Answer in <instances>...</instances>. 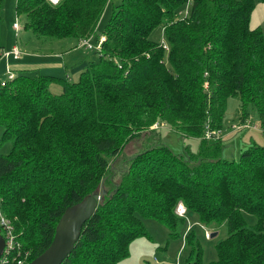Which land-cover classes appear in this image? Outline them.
Here are the masks:
<instances>
[{
	"label": "trees",
	"instance_id": "16d2710c",
	"mask_svg": "<svg viewBox=\"0 0 264 264\" xmlns=\"http://www.w3.org/2000/svg\"><path fill=\"white\" fill-rule=\"evenodd\" d=\"M107 2L15 0L24 30L73 40L97 59L76 81L27 71L0 81V149L11 146L0 151V206L18 243L0 264L42 255L65 211L101 184L106 194L59 264H118L148 236L145 220L173 239L190 215L213 231L225 223L227 236L217 259L204 262L187 228L184 264H264V146L251 140L229 160L219 134L230 97L242 121L252 107L264 130V32L250 26L254 0H119L100 51L79 46L95 35ZM157 27L167 50L149 37ZM167 127L197 138L195 153L163 144ZM207 130L217 133L207 139ZM133 140L139 145L127 154Z\"/></svg>",
	"mask_w": 264,
	"mask_h": 264
},
{
	"label": "rangeland",
	"instance_id": "374dc122",
	"mask_svg": "<svg viewBox=\"0 0 264 264\" xmlns=\"http://www.w3.org/2000/svg\"><path fill=\"white\" fill-rule=\"evenodd\" d=\"M119 0L107 2L104 12L98 22L97 29L90 43L95 46L98 39L103 36V29L111 12L112 4ZM18 19V20H17ZM18 23V32L13 29V24ZM23 19L17 18L15 14V0H4L3 8L0 13V52L10 51L17 45L22 51L23 61L14 59L11 56L5 59L0 56V81L7 78V70L17 73L16 70L27 71L33 74H51L63 78H69L76 81L79 78L83 66L89 61H95L97 54L87 49L77 47L73 40L61 39L49 41L35 36L31 31L22 28ZM250 26L252 28L260 27L264 32V1L254 0V8L251 13ZM150 39L165 45V39L161 27L155 28ZM50 54L42 56L39 54ZM55 53L59 56H55ZM166 62L167 56H166ZM27 64L28 67H21L20 64ZM21 68V69H20ZM19 71V72H20ZM53 92H60L61 86L53 84ZM240 103L238 98L230 97L228 99L227 111L225 113L222 127L219 130L221 140L223 141L222 156L232 160L238 159L242 149L251 144V140L264 146V131L260 128L259 117L254 108H249L246 121H242L239 116ZM237 125L244 130L239 133H231V127ZM244 125H248L244 127ZM3 128L0 126V134ZM161 141L169 146L175 154H183L185 147H190L191 152L197 150L199 140L197 138H185L171 128H162L159 130ZM139 145V141H131L126 152L130 154L134 147ZM10 144L6 143L0 151L7 154L10 151ZM252 218V217H251ZM253 223L251 219L248 220ZM148 236L136 239L131 245L129 255L118 264H184L189 254L188 246L185 247L184 235L189 228L195 235V242L203 249V261L211 262L217 259L216 245L226 238V224H222L217 229L218 234L210 237L212 229L200 224L197 215H190L186 218L184 226L180 229L178 237L171 239L168 229L155 220H145ZM188 233V232H187Z\"/></svg>",
	"mask_w": 264,
	"mask_h": 264
},
{
	"label": "water",
	"instance_id": "95a60500",
	"mask_svg": "<svg viewBox=\"0 0 264 264\" xmlns=\"http://www.w3.org/2000/svg\"><path fill=\"white\" fill-rule=\"evenodd\" d=\"M105 194L106 191L103 184H101L100 191L89 195L80 204L67 209L57 224L56 233L50 247L28 264H59L71 250L73 242L79 236L82 225L93 214ZM217 234L218 231H212L210 237ZM3 250L4 238L0 228V258Z\"/></svg>",
	"mask_w": 264,
	"mask_h": 264
},
{
	"label": "built area",
	"instance_id": "2783aa9c",
	"mask_svg": "<svg viewBox=\"0 0 264 264\" xmlns=\"http://www.w3.org/2000/svg\"><path fill=\"white\" fill-rule=\"evenodd\" d=\"M51 3L53 4H56L59 0H49ZM13 27L14 29H17L18 28V23L15 22L13 24ZM105 37L104 36H101L98 41H97V44L95 46H93L91 43H90V40L91 39H82L80 40L79 42V46H83V47H86L88 49H96L98 51H100V48H101V43L104 41ZM21 54L22 52L20 51V49L17 47V46H14L12 47V49L10 51H5L2 53V56L3 57H9V56H12L13 58H20L21 57ZM13 77V74L10 72V71H7V78L10 79ZM248 125H244V127H247ZM154 129H157L159 127H163L161 124L159 123H155L153 126H152ZM233 129H238L240 130L241 126H237V125H234L232 126ZM217 132H212L210 130H207L206 132V138L209 139L211 138L212 135H216ZM184 208L183 206H180L179 209H178V212L180 215L184 214ZM0 228H1V233H2V236L4 238V250H3V254L0 258V262L3 263V262H6L7 261V256L9 254H11V252H13L14 248L18 245L17 241H16V237H15V234H14V230H13V225L11 223V221L9 219H7L3 213H2V210H1V206H0ZM23 261H18V264H22ZM179 264V263H177Z\"/></svg>",
	"mask_w": 264,
	"mask_h": 264
},
{
	"label": "crops",
	"instance_id": "0c3cea01",
	"mask_svg": "<svg viewBox=\"0 0 264 264\" xmlns=\"http://www.w3.org/2000/svg\"><path fill=\"white\" fill-rule=\"evenodd\" d=\"M15 46H17V45H15ZM14 47V46H13ZM18 47V46H17ZM22 52V51H21ZM0 54H1V52H0ZM39 55H42V56H47V55H50V54H39ZM0 56H2V55H0ZM55 56H59L58 54H56L55 53ZM5 59H8V57H4ZM13 58V57H12ZM14 59H16V58H14ZM18 60H22L23 61V59H24V57L22 58V54H21V57L20 58H17ZM21 65V67H28V65L27 64H20ZM21 69V68H20ZM8 71V70H7ZM17 72H19L20 70H16ZM12 74H14L13 72H11ZM7 76V75H6ZM264 131V130H263Z\"/></svg>",
	"mask_w": 264,
	"mask_h": 264
}]
</instances>
